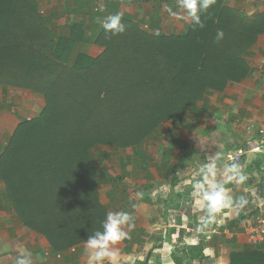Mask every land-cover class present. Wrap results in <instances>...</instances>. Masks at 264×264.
Here are the masks:
<instances>
[{
    "label": "trees",
    "instance_id": "16d2710c",
    "mask_svg": "<svg viewBox=\"0 0 264 264\" xmlns=\"http://www.w3.org/2000/svg\"><path fill=\"white\" fill-rule=\"evenodd\" d=\"M225 2L216 0L201 14L203 28L191 22L180 34L150 33L121 16L125 32L103 30L97 42L104 51L95 57L79 48L86 40L82 23L53 41L35 0H0V86L29 88L46 100L39 117L19 123L0 150L2 196L53 254L86 242L108 213L96 171L87 180L80 161L65 160L71 147H137L164 121L198 111L206 95L250 76L245 57L264 34V11L248 18ZM217 30L224 32L219 42ZM192 249L197 252H184L189 258L202 256V245ZM253 254L233 253L231 263L264 264Z\"/></svg>",
    "mask_w": 264,
    "mask_h": 264
},
{
    "label": "rangeland",
    "instance_id": "374dc122",
    "mask_svg": "<svg viewBox=\"0 0 264 264\" xmlns=\"http://www.w3.org/2000/svg\"><path fill=\"white\" fill-rule=\"evenodd\" d=\"M35 1L37 2V15L41 18L40 24L43 26L47 37H50L49 39L54 41V38L58 35L69 36L73 22L82 23L86 32V40L79 48L95 57L104 51V46L97 42L101 38L102 31L104 30L102 21L105 17L114 15L115 10H117L120 16L125 19L128 18V21H133V23L138 24L143 30L149 31L150 33L158 32L156 30L158 27L155 28L153 19L150 17L152 13L153 16L161 18L160 20L165 24L169 22L168 25L170 27L179 29H174L173 32H166V34L183 33L192 22L187 16L186 11L179 7L178 0H167L163 2L149 1L148 4L151 6L149 8L144 7L146 0H138L136 2L130 0ZM225 3L232 8L240 10L248 18H253L256 14L264 11V0H226ZM258 53L259 50L257 48L251 49L247 54V57L250 58V63H256V59L259 57ZM52 60L60 64L62 70L66 69V65L68 66V64L63 61L60 62L57 58H53ZM250 68L252 71V67ZM255 83L256 81H252L249 83V86H253ZM242 88L243 86L235 87L234 90H239L236 95L240 97V100L233 98V101L243 102V105H253L255 101L258 102L257 99L260 96L258 92L253 91V95L251 94L250 98L244 99L242 98L243 92H248L246 84L244 85L243 91L241 90ZM4 89L9 91V94H6L5 98L6 96H10L7 99L10 102V106L15 104V97L21 98L23 95L25 100H28V102L32 101L31 104H27L32 106L34 101L39 112L33 115L31 113L29 115L31 116L30 119L29 117L25 118L27 120L39 117L46 107L44 95L32 89L9 85H5ZM212 98H214L213 101ZM262 98L264 103V95ZM222 99L219 100V97H213L211 94L206 95L199 103L198 107L202 109L200 112L186 110L181 119L164 121L156 128L151 136L144 139L141 145L137 147H121L111 142L106 145L99 143L90 146L91 144L89 143L80 142L76 148L71 147L69 153L65 155L66 161L81 162L79 171L82 173L83 178L90 179L92 169L96 171L100 201L107 208L108 212H127L131 216V222L134 225L144 223L146 218H150L154 224H158L159 226V230H156L158 226H154L155 230L151 233L147 232L145 228L133 230L125 226L124 230L129 233V238L120 241L114 246L118 250L116 264H145L147 251L141 247L142 242L145 241H141V238L150 237L151 240L158 241L160 235L163 233V229L160 227L166 223L175 224L183 222L184 213L191 218L190 221L193 222L194 217V222H197L200 216L193 215L192 211L194 202L193 185L201 179L199 174L200 168L197 169L195 163L186 166V161H183L179 157L180 149L184 145L187 146V144L181 141L179 136L181 137L189 132L195 133L204 140L203 137H208L211 131L216 130L215 128L223 129L221 125L225 122L224 114L228 110L229 102H226V97ZM236 111H239V108H236ZM240 117L241 115L237 113L235 118ZM261 129L258 128L254 132V139L261 135ZM217 131L220 132L221 130ZM226 131L229 130H224V132ZM189 144V149H193V140ZM247 146H250V144ZM244 149L247 150L246 147ZM257 159L260 162H264L262 155H258ZM241 161L242 159L239 162ZM84 172L86 175H84ZM185 181H190L191 184L184 186L183 183ZM147 184L150 185L148 187L149 190L146 188ZM151 185L155 186L152 187ZM1 188L2 186H0V192L2 194L4 193V189ZM145 189L148 190V200L143 198L144 195H137L138 192L144 194L145 191L146 193ZM3 200L6 201L0 195V204H4ZM135 211H138L137 217H135ZM14 225L16 226L10 228L11 237H17L15 231L17 229L22 232L21 237H32L34 235L26 226L22 227L20 221L15 222ZM167 229L168 232L171 231L169 228ZM34 237L36 236L34 235ZM136 244L138 247L136 251H133L132 248L134 249V245ZM77 252L78 249L76 252L71 253L75 254ZM128 254L136 258L131 257V260L128 262L125 259V256ZM5 255L2 254L0 256V264H6L4 257L7 256ZM139 255L141 257L137 258ZM41 257H43V260L47 258L45 251H43ZM87 260L83 264H89V258ZM80 261L79 259L78 264H82ZM68 264H77V262L73 261ZM103 264H109L107 258Z\"/></svg>",
    "mask_w": 264,
    "mask_h": 264
},
{
    "label": "crops",
    "instance_id": "0c3cea01",
    "mask_svg": "<svg viewBox=\"0 0 264 264\" xmlns=\"http://www.w3.org/2000/svg\"><path fill=\"white\" fill-rule=\"evenodd\" d=\"M130 1L136 2L138 0ZM145 2L144 4L146 5L144 7H151L150 4H148L149 0ZM150 2L153 1L150 0ZM150 17L153 19L155 28L158 27L156 29L158 32H173L174 29H177L176 27H170L168 25L169 22L165 24L160 20L161 18L153 16V13L150 14ZM254 48L259 50V57L256 59V63H250V58L247 56L245 57L249 66L252 67L250 76L244 79L245 81L230 82L223 92L217 91L210 93L213 97H219V100H223L222 98L226 97V102H229L228 110L225 111L224 114L225 122L221 125L224 130L228 129L229 131L224 132L221 128L213 127L216 130L211 131L208 137H203L204 140L195 133L189 132L181 137L179 136L181 141L187 144V146L184 145V147L180 149L179 154V157L182 158L183 161H186L185 165L187 166L195 163L198 169L204 164H215L217 170L216 179L218 182H223L227 179L225 175L227 172L226 165L230 164H227L226 155L229 152L243 150L242 161L239 162L240 160H238L237 162L239 163L235 164L247 175L248 179L242 185L236 184L235 182L225 185L226 188L230 190L229 195H231L234 200L240 196H244L249 201L241 212L248 209H257L264 203V162H260L257 159L258 155H262L264 161V154L253 150L254 144L259 141V137L261 136L254 139V132L258 128H264V103L262 101L264 95V34L259 36L258 42L253 46V49ZM252 81H256V83L253 86H249V83ZM245 84L248 92L246 93V91H244L242 98H250V95H253V91L258 92L260 95L257 99L258 102L255 101L253 105H243V102L233 101V98L240 100V97L236 95L239 90H234L235 87L243 86L244 88ZM243 88L241 89L242 91ZM6 94H9V91H6L4 86H0V150L7 145L9 139L22 120L28 117L30 119L31 116L29 115L31 113L33 115L39 112L34 101L32 106L29 105L32 101L28 102V100H25L24 95L21 98L15 97V104L10 106V102L7 100L10 96H6L5 98ZM213 99L214 98H212V101ZM236 108H239V111H236ZM199 110L201 111L202 109L199 107ZM237 113H239L241 117L236 119ZM243 114L245 115L243 116ZM217 130L221 131L218 132ZM172 133L174 134V132ZM192 140L194 147L193 149H189L190 147L188 145L192 143ZM246 144H250V146ZM245 147L247 150L244 149ZM187 162L189 163L187 164ZM188 184H191V182L185 181L183 183L184 186ZM0 186H2L1 189H4V183L1 181ZM145 190L147 192V189ZM2 194L0 192L2 199H6ZM193 196V215L200 216L197 222H194V217L193 222L190 221L191 218L184 213L183 222L175 224L166 223L160 227L163 229V233L160 235L158 241L151 240L150 237L141 238V241L145 240L142 242L141 247H143V250L147 251L145 264H186V262L187 264H232L231 255L233 253L244 252L254 253L253 255L257 257H260V255L264 257V247H254L248 244L247 235L236 219V212L234 211L225 209L223 213L218 215V223H214L207 228L202 227L200 218L206 216L205 204L202 201L201 204L197 206L196 200L199 199V197L194 194ZM3 203L5 205L2 203L0 204V256L6 254L5 256L7 257H4L6 264H15L16 258L21 250L31 254L34 264H68L73 261H76L78 264L79 259L81 260L80 263L83 264L85 261H88L87 258H89V256L86 252V242L76 246L78 252L75 254L71 252H76V247L63 254L56 255L51 253L48 240L43 235L33 230L29 229L36 237H34V235L32 237H21L22 232L19 229L15 230L17 237H11L10 228L12 226L15 227L16 225H14V223L19 220L9 201L3 200ZM135 212V217H137L138 211ZM151 220L150 218H146L144 223H137L132 229L145 228L147 232L151 233L155 230L154 226H158V224H154ZM22 227L25 226L22 224ZM167 228L171 231L168 232ZM156 230H159V226L156 227ZM199 244L203 247L202 256L193 257L190 255L193 258H189V254L184 253L185 251L188 253H196L197 251L192 248ZM137 247V244L134 245V249L132 248V250L136 251ZM43 251L47 254L45 260L41 257ZM125 257L129 262L131 257L133 258L134 256L128 254ZM140 257L141 255L137 258Z\"/></svg>",
    "mask_w": 264,
    "mask_h": 264
},
{
    "label": "clouds",
    "instance_id": "9594fccd",
    "mask_svg": "<svg viewBox=\"0 0 264 264\" xmlns=\"http://www.w3.org/2000/svg\"><path fill=\"white\" fill-rule=\"evenodd\" d=\"M215 3L216 0H178L179 7L185 10L193 24L199 25L200 28L204 27L201 14L207 12ZM102 27L106 32L112 35L124 33L126 30V25L122 22V18L119 14L105 17L102 21ZM223 38V30H217L215 37L216 41L219 42ZM241 151L242 156L243 150ZM226 168L227 172L225 175L227 179L223 182H218L216 179V165H202L199 169L201 179L196 181L193 185L194 195L199 197V199L196 200V205L199 206L202 201L205 204L206 216L200 218L202 227L204 228L218 223L217 217L219 214L223 213L225 209L240 214L249 203L244 196H240L234 200L232 196L229 195L230 190L225 186L233 182L242 185L248 179L247 175L244 174L235 163L226 165ZM137 195L141 196L143 194L138 192ZM131 219V216L127 212L109 211L106 214V218L102 222V230L95 231L94 234L86 239V252L89 256V264H103L106 258L109 264H115L118 250H116L114 246L120 241L129 238V233L124 229L125 226L128 228L135 227ZM15 264H34V260L30 253L21 250L16 258Z\"/></svg>",
    "mask_w": 264,
    "mask_h": 264
},
{
    "label": "built area",
    "instance_id": "2783aa9c",
    "mask_svg": "<svg viewBox=\"0 0 264 264\" xmlns=\"http://www.w3.org/2000/svg\"><path fill=\"white\" fill-rule=\"evenodd\" d=\"M261 137L254 144L253 150L264 153V128L260 131ZM242 151L229 153L226 156L227 164L236 163L241 156ZM236 219L247 235L248 244L257 247H264V203L257 209H248L240 214L236 213Z\"/></svg>",
    "mask_w": 264,
    "mask_h": 264
}]
</instances>
